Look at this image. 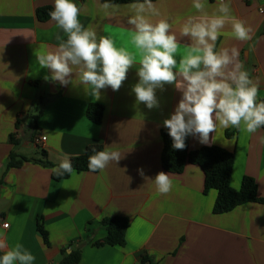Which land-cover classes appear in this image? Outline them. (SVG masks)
<instances>
[{
	"label": "crops",
	"instance_id": "0c3cea01",
	"mask_svg": "<svg viewBox=\"0 0 264 264\" xmlns=\"http://www.w3.org/2000/svg\"><path fill=\"white\" fill-rule=\"evenodd\" d=\"M74 2L81 7L79 19L85 27L134 50L128 4H117V11L108 9L111 14H106L101 0ZM226 2L231 14L251 28V39L221 35L217 49L238 48L244 70L259 85L258 101L264 100V0ZM153 3L161 13L157 19L169 18L172 23L183 54L190 41L180 38L179 30L189 15L197 14L192 0ZM207 3L211 13L217 0ZM42 7L53 9V0H0V233L8 247L22 245L35 256L33 264H60L77 249L81 251L78 264H140L145 257L155 264H264V204L247 203L214 214L217 191L205 193L203 171L190 164L181 174L168 173L170 192L161 194L156 189L152 179L165 172L163 121L181 94L166 85L157 90L159 108L150 110L137 103L132 88L138 82V65L129 70L118 91L102 89L99 99L85 90L78 75L73 74L66 86L52 81L50 70L40 68L37 56L58 47L56 37L64 34L51 19H37L36 11ZM223 31L230 33V26ZM89 104L104 108L100 124L87 119ZM229 129L218 131L211 146L234 154L231 187L239 190L243 178L250 177L264 198V145L259 142L264 128L254 134L238 130L234 144L233 137H226ZM43 137L45 143H38ZM92 145L119 151L122 159L96 174L52 179V169L44 162L58 166L65 155L81 156ZM211 146L190 136L191 151ZM12 153L30 161L7 168ZM111 217L130 221L125 246L95 247L107 235L101 221ZM5 222L8 228L3 227ZM39 225L48 233L49 245Z\"/></svg>",
	"mask_w": 264,
	"mask_h": 264
},
{
	"label": "clouds",
	"instance_id": "9594fccd",
	"mask_svg": "<svg viewBox=\"0 0 264 264\" xmlns=\"http://www.w3.org/2000/svg\"><path fill=\"white\" fill-rule=\"evenodd\" d=\"M51 20L62 30L64 37L57 35L58 47L37 56L40 68L49 69L50 79L61 85L71 82L73 74L85 90L100 98L102 89L110 87L118 91L127 79L130 69L138 65V82L133 86L137 103L148 109L159 108L157 90L163 91L172 85L181 94L178 104L169 118L163 121L172 148L184 150L188 136L198 137L199 142L211 146L217 141V132L235 128L249 134L264 128V100L258 101L259 85L250 78L239 60L236 47H220L221 35H230L239 41L251 39V28L231 14L230 3L217 0L214 11L207 10V0H192L197 14L189 15L182 23L179 37L190 41L185 52L180 54L181 40L169 18L161 17L153 0L133 2L127 5V24L134 50L117 46L109 35H99L91 27H85L79 17L81 7L74 0H53ZM119 5L104 3L108 13ZM230 26V33L223 30ZM179 54V59L177 56ZM45 79H49L45 76ZM232 138V144L235 143ZM264 145V136L259 138ZM224 146H230L228 142ZM88 168L92 172L104 170L110 162L118 163L119 151L92 149ZM56 176L74 172L71 159L65 155L57 167ZM144 176L143 169H138ZM147 179V178H146ZM161 194L171 191L172 180L168 173L158 172L152 179ZM4 228L8 227L5 222ZM0 264H33L35 256L17 243L9 248L6 238L0 233Z\"/></svg>",
	"mask_w": 264,
	"mask_h": 264
},
{
	"label": "trees",
	"instance_id": "16d2710c",
	"mask_svg": "<svg viewBox=\"0 0 264 264\" xmlns=\"http://www.w3.org/2000/svg\"><path fill=\"white\" fill-rule=\"evenodd\" d=\"M154 1V0H153ZM102 4H130L137 2V0H101ZM143 2V0H139ZM53 9L51 7H42L37 9L36 16L40 22H46L51 17L49 12ZM41 106L45 103V98L41 97ZM104 108L98 104H89L86 110L87 119L94 123L100 124L103 119ZM38 117H35L36 120ZM237 129L230 128L226 132V137L232 138ZM161 138L163 141V150L161 153V165L165 172L170 174H181L187 165H195L201 168L204 173V192L208 193L210 190L217 191V198L213 207V213L220 215L225 214L238 206L247 203L264 204V198L259 196L258 187L254 179L244 177L241 183V188L235 190L231 187V175L234 165V154L219 147H202L198 150L191 151L189 149L190 136L186 138V148L184 150H175L172 148V138L168 135V130L161 131ZM14 142V140L12 139ZM17 143V142H14ZM97 151L104 150L101 145L89 146L85 154L71 158V163L74 172L71 174L65 173L63 176H56L53 172L51 177L54 181H62L69 179L74 173H99V171L92 172L88 168V157L93 155L92 149ZM30 160L26 157L18 156L12 153L7 168H20L24 163ZM45 166L53 169L51 163L44 162ZM102 227L106 230L107 235L102 241L94 243L95 247H124L126 244L125 236L130 226V221L123 217L105 218L101 221ZM38 230L43 237L45 243L49 245L48 233L44 230L42 225L38 226ZM0 255L3 253L0 252ZM81 259V251L79 249L73 251L70 255H65L60 264H78ZM140 264H155L154 260L145 257Z\"/></svg>",
	"mask_w": 264,
	"mask_h": 264
},
{
	"label": "built area",
	"instance_id": "2783aa9c",
	"mask_svg": "<svg viewBox=\"0 0 264 264\" xmlns=\"http://www.w3.org/2000/svg\"><path fill=\"white\" fill-rule=\"evenodd\" d=\"M262 13H263V12H262ZM45 141H46V138L43 137V138H40V139L38 140V143H42V144H43V143H45ZM7 228H8V227H7Z\"/></svg>",
	"mask_w": 264,
	"mask_h": 264
}]
</instances>
